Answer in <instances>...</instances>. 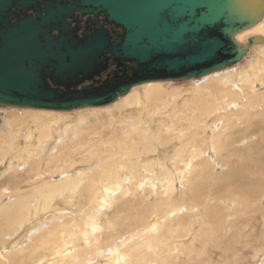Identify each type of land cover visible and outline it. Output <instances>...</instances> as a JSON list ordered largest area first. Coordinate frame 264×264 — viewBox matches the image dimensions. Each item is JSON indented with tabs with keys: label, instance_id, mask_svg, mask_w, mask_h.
<instances>
[{
	"label": "bare ground",
	"instance_id": "bare-ground-1",
	"mask_svg": "<svg viewBox=\"0 0 264 264\" xmlns=\"http://www.w3.org/2000/svg\"><path fill=\"white\" fill-rule=\"evenodd\" d=\"M255 36L243 62L177 88L143 83L72 113L0 110V177L28 167L0 196V264H212L210 244L248 247L256 214L250 246L264 254V13L235 39ZM143 111L167 123L152 132ZM162 135L179 147H158Z\"/></svg>",
	"mask_w": 264,
	"mask_h": 264
},
{
	"label": "water",
	"instance_id": "water-1",
	"mask_svg": "<svg viewBox=\"0 0 264 264\" xmlns=\"http://www.w3.org/2000/svg\"><path fill=\"white\" fill-rule=\"evenodd\" d=\"M42 0H0V108L72 111L100 107L126 95L132 87L156 81H185L218 72L240 61L261 38L246 45L236 35L255 25L264 0H70L82 13H103L121 28L113 45L103 31L79 41L66 19L75 8L50 0L34 17L10 24L9 11ZM57 33V35L55 34ZM107 50L135 61L138 75L130 86L101 96L66 92L65 86L87 79ZM75 86V84H74Z\"/></svg>",
	"mask_w": 264,
	"mask_h": 264
},
{
	"label": "flooded vegetation",
	"instance_id": "flooded-vegetation-1",
	"mask_svg": "<svg viewBox=\"0 0 264 264\" xmlns=\"http://www.w3.org/2000/svg\"><path fill=\"white\" fill-rule=\"evenodd\" d=\"M48 1L50 0L33 2L29 8H23L22 12L18 11L16 7H11L9 10L12 13L9 18L10 24H16L25 16L34 17L35 12L40 11ZM77 3L76 1L66 0L65 7L66 9L75 8L72 15L66 19V22L79 41H83L82 38L95 31H103L107 37V43L113 45L115 39L123 35L121 28L108 22L103 13H82L78 10H83V8ZM55 34L57 35V33ZM99 59V66L94 68L87 79L77 83L67 82L65 86L56 83L53 85L48 81L50 87L59 88L66 92L101 96L118 88L130 86L138 75L139 67L135 61L113 57L107 50L102 51Z\"/></svg>",
	"mask_w": 264,
	"mask_h": 264
},
{
	"label": "rangeland",
	"instance_id": "rangeland-1",
	"mask_svg": "<svg viewBox=\"0 0 264 264\" xmlns=\"http://www.w3.org/2000/svg\"><path fill=\"white\" fill-rule=\"evenodd\" d=\"M249 55H250V52H248L247 54H246V58L247 57H249ZM244 57V58H245ZM243 60L244 59H242V61L241 62H243ZM221 71V70H220ZM219 72V71H218ZM215 73V72H214ZM209 75V74H208ZM201 78H203V77H201ZM192 80H200L199 78H197V79H190V80H185V81H168V82H171V84H175V85H173V87H176L177 88V86L179 87V86H182L183 84H189V81H192ZM188 82V83H187ZM163 85H166V84H163ZM169 85V84H168ZM191 87V85H188V86H184V88H183V93H185V94H187V93H189V88ZM181 98H180V100L178 101L179 103H181ZM177 105V104H176ZM111 107V106H110ZM2 109H5L6 111H9V110H11V109H18V108H10V107H8V108H0V110H2ZM80 110V109H79ZM12 111H15V113H20V112H17V111H21V110H12ZM23 111V110H22ZM74 111H77V109L76 110H72V111H58V112H69V113H72V112H74ZM15 113H13V114H15ZM142 114H143V120H145L148 124H149V129H152L153 131L152 132H156L159 128H161V126H162V121L160 120V118H159V116L157 115V114H155V113H153V112H147V111H143L142 112ZM0 117H2V113L0 112ZM174 121V120H173ZM0 123H1V120H0ZM167 123V121L166 122H164V124L163 125H165ZM153 127V128H152ZM22 128V130L18 133L20 136H18V134H16L17 136H18V138L15 140L16 142V145H17V147L19 148V149H24V138H25V136H26V131H25V128L23 129V126L21 127ZM25 132V133H24ZM25 135V136H24ZM161 138V139H160ZM159 138V140H161L160 142V144H161V146L159 145L158 147H161V148H167V146L169 145V143H172L173 144V146L174 147H179L178 145H177V143L175 142V140H172L171 142H168V144L167 143H165V140H166V137L164 136V135H162L161 137ZM22 140V141H21ZM34 140V139H33ZM32 141V140H31ZM162 141H164V142H162ZM18 142H20V143H18ZM167 145H165V144ZM159 143H157V145H158ZM163 145H164V147H163ZM21 146V147H20ZM172 150V148L171 149H168L167 151H165L162 155L164 156H167V158L165 159V158H162V160L163 161H165V160H167V161H169L171 158H172V154H173V152L171 151ZM154 155L155 154H158V151H156V153H153ZM152 156V155H151ZM9 161V160H8ZM3 163L4 164H2L3 166H1V168H2V170L6 167V165L8 164V162L5 160V161H3ZM17 166V165H16ZM28 170V167L27 166H22V164L21 165H18L16 168H14V170L13 171H7V173H5V174H3L1 177H0V196L3 198V199H5V197H8L9 196V193H10V195H11V192H8L7 194H5L4 195V193H3V191L5 192V189L6 190H8V187H6L7 185H9V187H11V186H13V187H17V186H19V188H21L22 189V186H24L25 184V179H26V177L28 176L27 175V170ZM216 172H218V173H220V168L218 169V170H216ZM15 173V174H14ZM12 175V176H11ZM21 178H19V177ZM20 183H19V182ZM4 182V183H3ZM6 182H7V184H6ZM13 184V185H12ZM21 184V185H20ZM5 196V197H4ZM175 199H178V196L176 195L175 196ZM264 200V199H263ZM257 215V218H256V216H254V215H250V216H248V217H250V218H248L247 219V221H248V224H247V228H245V229H243V232L244 233H246L245 234V242H247L249 245H248V247L247 248H245V247H242V238L240 239V238H238L237 240H235V239H233V238H235L234 236L232 237V238H229V240L230 241H227V239H225L224 240V242H225V247H227L228 249H230L229 251H228V253H227V251H224V252H222V251H220V248H218L219 246L218 245H211L210 244V246L208 247L209 248V250H208V254H209V259L211 258V260H209V262H212V264H264V254L261 252V250L260 249H253V246L251 247L250 245H252V244H254L255 246H256V244H257V240H256V238L257 237H259L258 235H260V228L262 227V224H260L259 223V221H260V218H259V214H256ZM255 220H254V219ZM257 220H259V221H257ZM257 224H256V223ZM261 222V221H260ZM251 224L252 225H255L254 226V230H255V232L252 234V236H254V237H252L251 236V238H249L248 237V232L250 233V231H251V229H250V227H251ZM255 227H257L256 229H255ZM263 228V227H262ZM224 237V236H223ZM256 237V238H255ZM255 238V240H253ZM258 239V238H257ZM237 241V242H236ZM188 242V240H186V239H184V243H187ZM227 243V244H226ZM223 244L224 243H220V245L223 247ZM231 245V246H230ZM218 246V247H217ZM232 247V248H231ZM235 247H237V249H235ZM215 248H217V249H215ZM239 248V249H238ZM219 249V250H218ZM232 249V250H231ZM241 250V251H240ZM233 251H235V254H236V256L234 257L233 255H234V252ZM221 252V253H220ZM226 254V255H225ZM226 256V257H225ZM217 258V259H216ZM227 258V259H226ZM224 259V260H223ZM229 259V260H228Z\"/></svg>",
	"mask_w": 264,
	"mask_h": 264
}]
</instances>
